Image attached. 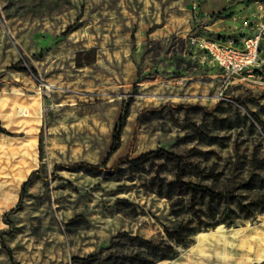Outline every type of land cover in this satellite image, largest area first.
<instances>
[{
    "label": "rangeland",
    "instance_id": "rangeland-1",
    "mask_svg": "<svg viewBox=\"0 0 264 264\" xmlns=\"http://www.w3.org/2000/svg\"><path fill=\"white\" fill-rule=\"evenodd\" d=\"M231 1L0 0V264H147L143 240L192 219L219 223L155 264H264V76L222 87L189 44L264 21V0ZM158 148L224 199L170 184L167 156L132 162Z\"/></svg>",
    "mask_w": 264,
    "mask_h": 264
},
{
    "label": "trees",
    "instance_id": "trees-1",
    "mask_svg": "<svg viewBox=\"0 0 264 264\" xmlns=\"http://www.w3.org/2000/svg\"><path fill=\"white\" fill-rule=\"evenodd\" d=\"M243 0H232L228 6V8L233 7L237 3L241 2ZM20 65H12L10 68H18ZM143 78V74L140 72L138 76V80ZM137 92V85L134 89L133 95L129 97L128 100L125 101L124 109L122 114L119 117V120L117 122L116 128L114 129V139L111 146V149L106 156L103 164H106L109 160L110 156L113 155L120 147L121 141H122V132L123 129L127 123V118L130 112L131 105L134 101V94ZM167 156L168 160L172 163V172L174 174V179L170 181V184H176L179 187H186L188 189H192L193 191H201L203 193L208 194L210 197L218 198V199H224L225 194L222 191H218L215 189L212 185L202 184L201 182L191 181L187 180L185 176L186 172V163L183 156L172 152L165 148H158L151 150L137 159L133 160L134 163H139L144 161L147 158L153 157V156ZM264 179V177H263ZM29 181H26L22 187L21 191V200L27 193ZM173 187H167L165 192L160 191V194L173 198L174 194L172 192ZM159 191V190H158ZM178 202V199L174 200V203ZM191 205H194V201L191 200ZM264 202V201H263ZM173 203V204H174ZM226 208L227 211H231V206L228 203V199L226 198ZM260 211H264V205L260 209ZM179 216V213L177 214ZM219 222L214 223H206L203 224L201 221L195 222L193 219L190 221H187L184 223L183 221L176 222L172 227L167 228L166 232L168 235V238L170 239V242H166L165 240L160 242H152L151 240H143L144 243L148 244L149 248L148 251L145 252H138L130 255L131 261H142V260H148L147 264H155L157 261L168 258L170 255H172L176 251V245L179 244H185L189 241L190 236L197 230L198 227L201 226H215ZM100 258L99 254H90L86 257H74L73 260L75 262L82 261V262H91L98 260ZM20 264V263H16Z\"/></svg>",
    "mask_w": 264,
    "mask_h": 264
},
{
    "label": "built area",
    "instance_id": "built-area-1",
    "mask_svg": "<svg viewBox=\"0 0 264 264\" xmlns=\"http://www.w3.org/2000/svg\"><path fill=\"white\" fill-rule=\"evenodd\" d=\"M263 41L264 21L259 22L252 33L240 37H214L198 33L189 36L190 46L195 50L204 51L211 62L221 70L222 87L236 83L246 75L255 76L258 73L263 78Z\"/></svg>",
    "mask_w": 264,
    "mask_h": 264
},
{
    "label": "bare ground",
    "instance_id": "bare-ground-1",
    "mask_svg": "<svg viewBox=\"0 0 264 264\" xmlns=\"http://www.w3.org/2000/svg\"><path fill=\"white\" fill-rule=\"evenodd\" d=\"M224 233H225V228H215V229H210L208 231H202V232H200L198 234V237H202V236H215V235H220V234H224Z\"/></svg>",
    "mask_w": 264,
    "mask_h": 264
},
{
    "label": "crops",
    "instance_id": "crops-1",
    "mask_svg": "<svg viewBox=\"0 0 264 264\" xmlns=\"http://www.w3.org/2000/svg\"><path fill=\"white\" fill-rule=\"evenodd\" d=\"M240 3V2H239ZM250 33H252V32H250ZM249 34V33H248ZM208 35H210V34H208ZM227 35H233V34H226V35H224V34H219V35H217V36H214V37H224V36H227ZM243 35H245V34H239V35H235V36H238V37H240V36H243ZM211 36V35H210ZM205 58L206 59H208L210 62H211V60L209 59V57L206 55L205 56Z\"/></svg>",
    "mask_w": 264,
    "mask_h": 264
}]
</instances>
